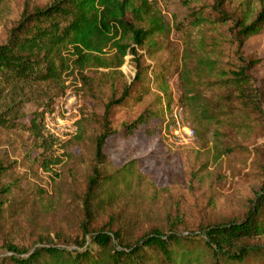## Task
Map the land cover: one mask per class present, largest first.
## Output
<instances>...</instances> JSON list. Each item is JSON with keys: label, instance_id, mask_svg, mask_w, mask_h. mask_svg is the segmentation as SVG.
<instances>
[{"label": "rangeland", "instance_id": "1", "mask_svg": "<svg viewBox=\"0 0 264 264\" xmlns=\"http://www.w3.org/2000/svg\"><path fill=\"white\" fill-rule=\"evenodd\" d=\"M53 1L0 0V44L7 41L26 8L44 7ZM151 1L157 3L170 31L167 39L157 38L159 47L150 46L148 53H141L155 73L143 85L136 84L126 104L113 110L112 125L118 134L108 140L103 168L108 175L120 177L107 191H100L102 187L97 191L98 203L102 202L98 224H109L114 216L118 224L141 235L153 227L188 231L207 223L242 219L264 181V98L262 114L235 110L220 125L199 130L193 147L169 144L160 117L125 135L124 126L139 115L166 109L169 99L161 92L164 84L169 86L171 105L180 102L182 57L199 39L192 12L203 9L214 18L213 0ZM245 1L233 0L228 13L236 17L246 13ZM259 7L258 0H251L247 12L253 17ZM227 29L210 26L205 33L225 37ZM245 53L260 61L253 76L264 94V28L247 42ZM232 57L228 51L224 60L232 61ZM162 67L169 70L163 74ZM120 71L122 74L90 71L92 86L70 76L64 92L59 85L47 84L6 92L22 105V116L10 129L0 128V166L5 167L0 178V260L11 255L6 251L11 243L30 248L49 234L52 238L60 235L56 241L64 243L81 235V207L94 163L93 140L99 131V117L105 103L120 97L124 86L134 80L132 56L126 57ZM51 96L54 102L44 113L40 129L43 139L29 132L27 125ZM184 109L188 113L185 105ZM67 119H77L75 132L68 135L63 130L69 129Z\"/></svg>", "mask_w": 264, "mask_h": 264}, {"label": "trees", "instance_id": "2", "mask_svg": "<svg viewBox=\"0 0 264 264\" xmlns=\"http://www.w3.org/2000/svg\"><path fill=\"white\" fill-rule=\"evenodd\" d=\"M232 1L213 0L214 18L203 9L192 12L199 39L184 51L179 99L188 108L186 118L197 138L201 131L232 117L235 110L262 114L264 94L253 76L260 61L246 55L245 46L264 28V0H258L260 7L253 17L247 12L251 0L245 1L246 13L230 15L227 8ZM219 25L228 27L225 37L205 33L207 27L216 30ZM169 31L157 3L151 0H54L44 7L24 10L7 41L0 44V128L10 129L22 116V105L9 98L7 91L13 94L20 87L47 84L59 85L64 92L70 76L92 86L90 71L122 74L127 56L133 57L136 76L124 86L120 97L105 103L99 117V131L93 140L94 163L81 207V235L64 243L56 241L60 235L52 238L49 234L30 248L11 243L6 250L11 255L0 264H264V181L239 220L207 223L188 231L153 227L141 235L118 224L114 216L109 224H98L102 202L98 203L97 191L101 187L100 191H107L120 177L108 175L103 168L108 140L118 134L112 125L113 110L126 104L136 84L143 85L155 73L141 53H148L150 46L159 47L157 38L167 39ZM228 51L232 61L224 60ZM167 70L162 67L161 73ZM169 90L167 84L161 89L169 99L166 109L139 115L124 126L126 136L151 118L165 121L171 106ZM53 98L49 97L27 125L29 132L43 139L40 129ZM4 171L0 166V178Z\"/></svg>", "mask_w": 264, "mask_h": 264}, {"label": "built area", "instance_id": "3", "mask_svg": "<svg viewBox=\"0 0 264 264\" xmlns=\"http://www.w3.org/2000/svg\"><path fill=\"white\" fill-rule=\"evenodd\" d=\"M66 110L68 111L67 115L71 117L69 107H67ZM57 121L60 125H64L61 119H57ZM66 122L69 128L63 129L66 130V135H68V133H74L75 129H73V127L76 124L77 119H67ZM46 127L51 130V132L59 136V134L56 133L49 124H47ZM163 134L167 138L169 144H171L172 146L186 148L193 147L197 143L196 131L187 121L185 109L178 100H176L168 109L165 121L163 122ZM66 135H64L63 137H65Z\"/></svg>", "mask_w": 264, "mask_h": 264}]
</instances>
